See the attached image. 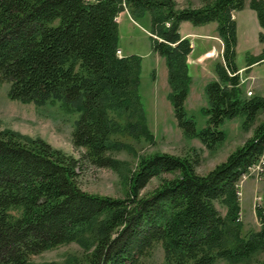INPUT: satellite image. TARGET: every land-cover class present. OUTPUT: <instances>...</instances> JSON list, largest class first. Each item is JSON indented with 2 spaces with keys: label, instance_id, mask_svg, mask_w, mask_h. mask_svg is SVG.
Masks as SVG:
<instances>
[{
  "label": "trees",
  "instance_id": "16d2710c",
  "mask_svg": "<svg viewBox=\"0 0 264 264\" xmlns=\"http://www.w3.org/2000/svg\"><path fill=\"white\" fill-rule=\"evenodd\" d=\"M245 0H0V82L6 94L42 105L58 100L77 111L70 132L78 156L39 136L0 127V264H31L29 256L74 241L81 254L65 264H146L155 247L161 264H212L224 258L264 264V208L256 228L239 220L238 180L264 150V95L243 90L235 58L232 12ZM264 26V0H248ZM147 18L152 51L161 55L176 125L212 150L225 137L226 118L240 116L251 134L204 173L192 154L141 153L122 173L114 153L125 139L151 140L138 92L140 57L116 55L118 12ZM215 22L221 40L216 77L204 85L205 124L196 129L184 108L190 74L181 21ZM167 22V24H165ZM264 35L258 34L262 39ZM88 163L122 173V196L80 187ZM151 178L157 182L144 190ZM217 203L224 207L221 213Z\"/></svg>",
  "mask_w": 264,
  "mask_h": 264
},
{
  "label": "rangeland",
  "instance_id": "374dc122",
  "mask_svg": "<svg viewBox=\"0 0 264 264\" xmlns=\"http://www.w3.org/2000/svg\"><path fill=\"white\" fill-rule=\"evenodd\" d=\"M178 6L186 3L198 5L200 0H175ZM124 9V8H123ZM210 26L197 28L189 21L180 24L181 33L188 30H198L204 34H211ZM117 45L121 47L122 54H137L140 57L139 84L138 92L144 109V122L147 129L152 134L151 140L140 138L133 140L126 138L122 148L115 152V157L122 160V173L127 171L126 167H131L136 157L141 153L148 152H169L174 154H192L194 149L198 150L199 162L195 169L199 173H204L212 168L217 162L223 160L227 153L235 146L239 145L247 136L251 134V127L243 129L240 125V116L226 118L220 127L225 131L224 139L212 150L202 146L196 137H186L176 125L172 107L168 100L170 90L166 80V67L161 55L151 49L149 26L146 18L138 21H131L126 15L121 16L117 27ZM217 36V35H216ZM192 43L189 42L190 56L186 55L190 80L187 96L184 100V108L188 115H191L195 122L196 129L205 124L206 115L201 112L200 107L205 106L206 97L204 92L205 83L216 77V62L221 61V40L202 35H194L189 32ZM204 56L195 59V55L204 48L210 46ZM244 45L237 40L236 51L241 60L239 51ZM249 48L250 45H247ZM249 84V83H248ZM8 84L0 82V127H8L14 131L30 136H39L50 143L52 146L62 149L67 153L78 156L79 149L74 147L71 142V129L74 120L77 118V111L63 106L58 100H52L37 105L33 102H21L7 96ZM243 90L247 88L253 90L242 83ZM250 94V95H251ZM264 116V110L259 113L256 121ZM78 182L82 189L110 196H122L125 191V181L123 174L108 167L96 166L84 163L78 168ZM251 172L246 177H240L239 184V220L242 228H256L258 221L255 215L254 196L262 195L259 206L264 208V171L258 178ZM156 178H151L144 187L147 190L154 186ZM221 213L224 207L216 204ZM81 248L74 242L58 244L51 248L42 250L29 256L31 264H65L66 257L69 255H80ZM162 252L160 247H155L153 255L146 264H161ZM212 264H243L242 262H231L227 259H217Z\"/></svg>",
  "mask_w": 264,
  "mask_h": 264
},
{
  "label": "crops",
  "instance_id": "0c3cea01",
  "mask_svg": "<svg viewBox=\"0 0 264 264\" xmlns=\"http://www.w3.org/2000/svg\"><path fill=\"white\" fill-rule=\"evenodd\" d=\"M126 15L131 21L134 20L129 16L127 10L124 8L118 12V20H117V27L121 20V16ZM232 17L235 21V64L237 67V73L240 76V80L245 85H249L254 93L264 95V37L262 39L258 38V34L262 33L264 35V26H261L258 23L256 12L253 8L248 5V0H245V4L242 8L234 10L232 12ZM146 21L149 26V21L146 18ZM185 22L181 21L178 25V33L180 37H187L189 42L191 41L189 37V32L194 35H202L207 37H214L216 36L215 32V22L210 21L204 24L195 25L197 28H202L203 26L209 25L210 29L212 30L211 34H204L198 30H188L189 32L181 33L179 31V26L181 23ZM244 45L241 46L240 56L241 60L236 61L238 54L236 51L237 40ZM192 43V41L190 42ZM222 45V44H221ZM247 45H250L248 48ZM118 48L122 51L121 47ZM193 48V44L191 49ZM213 48L211 45L208 48H204L202 51L195 55V59L201 58L204 56V53L209 49ZM190 49V51H191ZM190 52L188 53V55ZM190 56V55H189ZM249 83V84H248Z\"/></svg>",
  "mask_w": 264,
  "mask_h": 264
},
{
  "label": "built area",
  "instance_id": "2783aa9c",
  "mask_svg": "<svg viewBox=\"0 0 264 264\" xmlns=\"http://www.w3.org/2000/svg\"><path fill=\"white\" fill-rule=\"evenodd\" d=\"M114 19L117 20L118 16H115ZM165 24H167V22H165ZM115 53L116 55L120 56V50L118 48L115 50ZM245 93L249 95L251 94V90L248 88L246 89ZM263 171H264V150L262 151V153L259 155V157L254 163H251L250 165L247 166L246 171L242 173L241 177H244V176L246 177L247 175H250L251 172H254L253 173L254 177L258 178L259 175H261ZM236 194L239 197V194H240L239 188H237ZM261 200H262V195L254 196V204L260 203Z\"/></svg>",
  "mask_w": 264,
  "mask_h": 264
}]
</instances>
